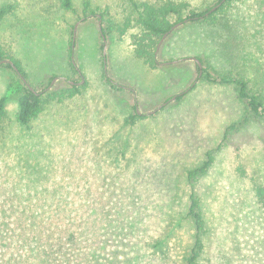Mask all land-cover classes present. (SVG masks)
<instances>
[{
	"label": "rangeland",
	"instance_id": "374dc122",
	"mask_svg": "<svg viewBox=\"0 0 264 264\" xmlns=\"http://www.w3.org/2000/svg\"><path fill=\"white\" fill-rule=\"evenodd\" d=\"M87 1L67 8L60 0H0L11 6L0 48L44 98L26 123L17 119L16 93L0 112L2 236L12 244L32 216L43 210L40 224L61 202L84 218L86 242L103 247L96 263L183 264L194 192L204 220L200 262L264 264V206L254 193L264 188V118L249 115L234 83L217 81L243 79L264 96V0H231L212 22H182L155 58H187L155 67L134 57L111 25L129 11L127 0ZM183 1L203 10L217 0ZM190 56L214 81L200 77ZM17 77L0 63V97ZM208 153L207 169L189 176Z\"/></svg>",
	"mask_w": 264,
	"mask_h": 264
},
{
	"label": "trees",
	"instance_id": "16d2710c",
	"mask_svg": "<svg viewBox=\"0 0 264 264\" xmlns=\"http://www.w3.org/2000/svg\"><path fill=\"white\" fill-rule=\"evenodd\" d=\"M220 1L221 0H217L212 6ZM60 2H62L64 7L69 8L72 0H60ZM86 2L88 1L86 0ZM127 2L129 3V11L123 15L121 20L111 25L118 32L119 38L126 37L128 39L134 57L150 67H155L157 64L155 58L157 44L163 34L170 30L174 23L182 21L185 18L199 25L208 21L212 22L213 14L225 8L231 0H224L212 12H209L212 6H207L203 10H191L188 8L186 1L183 0H127ZM10 9V5L0 7V23ZM184 11L186 14L184 17H181V13ZM206 12L209 13L206 15ZM92 13L93 10H89L86 16ZM99 14L100 18H102L103 13L101 12ZM172 16L176 17L175 21L170 20ZM102 31L105 34L109 30H104V28H102ZM258 32H255V34L257 35ZM169 33L164 37L163 43H166ZM254 43L256 46H259L256 42ZM262 44H264L263 40L261 42V45ZM262 51L263 49L260 47V52ZM245 55L249 56L251 59H255V53L250 52ZM69 56L72 58L71 49L69 50ZM6 57L11 59L23 76V72L18 63L7 56L4 49L0 48V60ZM257 61L260 62L259 59H257ZM2 66L12 68V65L7 62L2 63ZM196 66L199 72L197 63ZM201 71V78L214 81V77L207 68H202ZM217 81L221 83H234L237 95L244 100L249 115L264 118V96L258 91H252L245 80L220 76L217 78ZM32 88L33 89L29 88L18 75L15 80L9 83L5 93L0 97V112L3 109L6 99L11 94L16 93L18 101L17 119L20 123H26L37 113L44 99L41 91L36 90L34 87ZM76 90L77 87L75 84H70L68 88L64 90V93L71 95ZM180 97V94L177 95V99ZM134 115L139 116L137 111ZM210 162L211 156L208 153L207 159L198 168L189 171V176L198 172H204ZM254 193L257 200L264 206V188L257 186ZM189 200L187 216L193 221L194 232L192 245L185 256L183 264H202L200 262V256L204 220L200 213L199 200L194 192H190ZM60 205L61 202L59 206L56 205L55 212L46 216L44 220L42 219L43 221L41 220L42 223L40 222V224H37L36 221L37 218L41 217L40 214L43 210L38 211V215L30 218V223H27L24 234L20 231L14 236L15 240L11 239L12 237L9 236L12 240V244H10V240L2 236L4 232L8 233V231L3 227L5 216L0 213V264H102L95 262V254L100 252L103 247H96L86 242L89 228L87 231L85 230L87 227L84 218L80 216L79 221H77L75 219L77 213L74 214L69 211L68 208H60ZM53 219L58 220L53 223L51 222ZM78 222L79 226L76 225ZM132 229L133 226L130 227V230ZM89 239L90 238H88V240ZM1 241L6 242L7 245L1 243ZM101 262L104 264L107 263L105 261ZM109 264L113 263L110 262Z\"/></svg>",
	"mask_w": 264,
	"mask_h": 264
},
{
	"label": "water",
	"instance_id": "95a60500",
	"mask_svg": "<svg viewBox=\"0 0 264 264\" xmlns=\"http://www.w3.org/2000/svg\"><path fill=\"white\" fill-rule=\"evenodd\" d=\"M224 0H221L220 2H218L217 4H215L214 6H212L211 7V9L209 10V12H212L213 10H215L222 2H223ZM209 12H206L205 14L207 15ZM97 15V17H98V22H97V27H98V31H99V33H100V36H101V38H102V41H103V46H102V55H103V62H104V70H106V63H105V51H106V41H105V35H104V33H103V31H102V24H101V18H100V14H96ZM188 19H183L182 21H179V22H176V23H174L173 24V26L170 28V30H168L167 32H165L164 34H163V36L161 37V39L159 40V42H158V44H157V47H156V50H155V55L157 54V51H158V49H159V47H160V44H161V42L163 41V39H164V37L169 33V32H171L175 27H177L178 25H180L182 22H186ZM79 21L80 20H78L75 24H74V27H73V41H74V37H75V30H76V26H77V24L79 23ZM185 58H187V57H181V58H175V59H171V60H166V61H157L158 62V64H161V65H165V64H169V63H176V62H178V61H181V60H183V59H185ZM189 58H191V59H193L196 63H197V65H198V67H199V75L201 74V67H202V65H201V61L197 58V57H195V56H190ZM4 62H7V63H9V64H11L12 65V68L17 72V74L22 78V80H23V82H25V84L29 87V88H31V89H33L32 88V86L25 80V78L21 75V73L18 71V69H17V67L13 64V62L10 60V59H1L0 60V63H4ZM71 62H72V64L74 65L75 64V62H74V60H73V58H71ZM75 69L78 71V72H80V70H79V68L77 67V66H75ZM69 82H70V84H81L82 82H83V78H81V80L80 81H78V82H75V81H73V80H69ZM49 87V86H48ZM47 87V88H48ZM174 97V96H173ZM172 97V98H173ZM158 107H160V106H158ZM156 109H153V110H150V111H148L147 113L149 114V113H153L154 111H155ZM137 112L139 113V111L137 110Z\"/></svg>",
	"mask_w": 264,
	"mask_h": 264
}]
</instances>
